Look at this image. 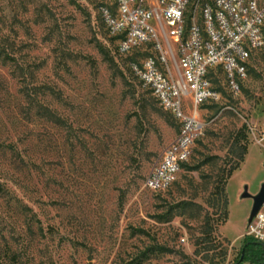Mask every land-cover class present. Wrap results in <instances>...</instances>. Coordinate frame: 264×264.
<instances>
[{"label":"rangeland","instance_id":"1","mask_svg":"<svg viewBox=\"0 0 264 264\" xmlns=\"http://www.w3.org/2000/svg\"><path fill=\"white\" fill-rule=\"evenodd\" d=\"M116 44L92 0H0V264H235L241 195L264 182V142L236 139L264 126V49L237 94L215 80L189 160L152 193L178 125Z\"/></svg>","mask_w":264,"mask_h":264},{"label":"built area","instance_id":"2","mask_svg":"<svg viewBox=\"0 0 264 264\" xmlns=\"http://www.w3.org/2000/svg\"><path fill=\"white\" fill-rule=\"evenodd\" d=\"M92 1L132 77L177 122L176 138L144 180L148 191L164 192L190 158L199 111L220 100L215 80L221 75L237 94L252 53L264 49V0ZM247 130L264 142V126ZM245 237L264 244V203Z\"/></svg>","mask_w":264,"mask_h":264},{"label":"trees","instance_id":"3","mask_svg":"<svg viewBox=\"0 0 264 264\" xmlns=\"http://www.w3.org/2000/svg\"><path fill=\"white\" fill-rule=\"evenodd\" d=\"M130 60V59H129ZM126 64V61H125ZM242 128L236 135L237 142L241 141L244 142V145L242 147V150L245 153V144L246 139L248 136L247 130ZM243 153V154H244ZM238 163L231 166L230 169L226 172L225 175H223L221 178H218L217 181L219 184L225 185L227 181L230 179L232 174L239 169V163L243 162L242 156L238 155ZM217 188V187H216ZM0 187V192H1ZM220 193H223V189L220 190ZM241 259V260H240ZM264 261V244H260L255 242L253 239L249 237H244L243 244L241 247V251L239 256L237 257V260L235 264H261Z\"/></svg>","mask_w":264,"mask_h":264},{"label":"water","instance_id":"4","mask_svg":"<svg viewBox=\"0 0 264 264\" xmlns=\"http://www.w3.org/2000/svg\"><path fill=\"white\" fill-rule=\"evenodd\" d=\"M241 199H250L252 201L251 210L246 223L248 227L253 221L259 209L261 208L262 204L264 203V182L261 184L258 193L254 196L248 195L245 188L244 192L241 195ZM261 264H264V261Z\"/></svg>","mask_w":264,"mask_h":264}]
</instances>
